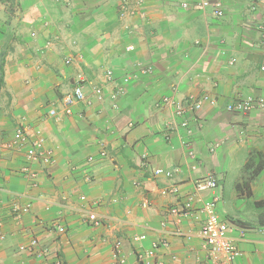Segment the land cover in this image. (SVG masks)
<instances>
[{
	"label": "crops",
	"instance_id": "0c3cea01",
	"mask_svg": "<svg viewBox=\"0 0 264 264\" xmlns=\"http://www.w3.org/2000/svg\"><path fill=\"white\" fill-rule=\"evenodd\" d=\"M137 1L0 0V264H140V250L164 239V264H212L198 210L213 194L195 189L209 176L235 264H264V109H228L264 99V3L209 0L223 3L219 19L182 8L203 0ZM123 6L132 12L121 17ZM77 85L86 99L67 115L63 99ZM204 97L184 118L163 104ZM18 128L41 131L54 163L22 174L26 149L8 147ZM17 207L28 212L16 218Z\"/></svg>",
	"mask_w": 264,
	"mask_h": 264
},
{
	"label": "built area",
	"instance_id": "2783aa9c",
	"mask_svg": "<svg viewBox=\"0 0 264 264\" xmlns=\"http://www.w3.org/2000/svg\"><path fill=\"white\" fill-rule=\"evenodd\" d=\"M260 3H264V0H259ZM137 4H142V0H138ZM183 9L195 8L198 10L210 9L213 16L216 18H222L225 14L224 6L221 1L211 2L209 0H203L196 4H190L188 2H183ZM130 8L123 6L121 17L126 15V13H131ZM257 30L262 33L263 36V44H264V19L257 25ZM234 62V61H233ZM264 71V67H262ZM152 67H148L144 70V73H151ZM107 75L109 79H112L113 73L108 72ZM131 80L130 77H126L123 79V84L129 83ZM93 94L98 100H102L104 93L102 88L94 87ZM86 99V95L84 93L83 87L81 85H77L74 88L73 93L68 94L63 99V108L64 113L67 115H71L73 112L72 107L79 102H83ZM209 100L208 97H204L201 101H196L185 106L181 101L174 100H165L163 104H168L174 107L176 116L180 118H184L187 113L190 111L198 110L203 101ZM255 108L264 109V99H254L248 98L245 100H238L231 104L228 109L232 112L245 114ZM50 115L52 117H58L57 109H52L50 111ZM181 126L184 128H188V123L184 119L181 123ZM189 134H192L191 131H188ZM36 137L30 138L28 134L21 128H18L12 141L9 143L8 147L10 149H20L25 148V159L28 163L21 169V173L25 176H31L30 167L28 166L30 163H40L42 165H51L54 163V157L52 151L46 148L45 139L41 133V131H37ZM105 156V153L101 154ZM94 157H90L89 161L94 162ZM155 175L157 176H166L168 178L173 176L171 171H166L164 169H157L155 171ZM195 189L198 193H203L206 191H210L213 194V197L210 201L205 202L199 208V212L205 216V222L202 230L200 231V237L204 242L205 247L209 252V259L212 264H235L236 260L241 255L239 250L237 249L235 242L230 237V229L228 225L223 222L217 213V205L220 199V186L218 184L217 179L214 176H209L195 182ZM194 198H189L185 205L183 212L181 215L187 217L193 212L194 209ZM16 218L20 215L21 212H28V207L16 208ZM178 210H174L173 213L178 214ZM88 219L93 223V225H100V219L94 215L93 213L88 215ZM59 233H65V229L63 227L58 228ZM261 234L264 235V229L260 231ZM181 234V233H179ZM3 235L0 231V241H2ZM146 239V236L137 237L135 241H143ZM38 243L36 240L31 241L30 245L26 248L28 251L33 252L37 247ZM122 243L120 241L115 243L114 247V259L118 262L120 259ZM169 247V241L164 239L160 241H155L152 243L149 249L140 250V254L138 257V261L140 264H164L158 259V251L160 249H167ZM45 251L42 252L44 254Z\"/></svg>",
	"mask_w": 264,
	"mask_h": 264
}]
</instances>
